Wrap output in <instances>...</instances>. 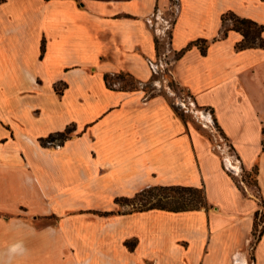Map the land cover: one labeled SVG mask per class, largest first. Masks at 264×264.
<instances>
[{"label": "crops", "instance_id": "1", "mask_svg": "<svg viewBox=\"0 0 264 264\" xmlns=\"http://www.w3.org/2000/svg\"><path fill=\"white\" fill-rule=\"evenodd\" d=\"M179 2L174 76L226 160L166 97L106 84L150 81L169 0H0V264H250L255 234L264 264V48L221 33L227 12L264 25V0ZM166 186L203 188L209 209L117 203Z\"/></svg>", "mask_w": 264, "mask_h": 264}, {"label": "rangeland", "instance_id": "2", "mask_svg": "<svg viewBox=\"0 0 264 264\" xmlns=\"http://www.w3.org/2000/svg\"><path fill=\"white\" fill-rule=\"evenodd\" d=\"M180 2L178 5L175 3V0H169V9L166 12V22H161L162 27L157 28V47L160 52L158 58L150 63V68L152 70V77L148 82H140L132 79L131 77H125L124 75H110L111 87L114 90H129L136 91L139 90L144 93V102L155 97V96H164L169 99L172 105L184 116L190 119L195 123L198 128L205 132L209 137L211 142V148L223 157L225 160L229 155L230 143L220 132L217 124L214 120V115L209 109H202L196 103L193 97L182 90L176 78L174 76V68L176 61L178 59L177 54H173L171 50V39L172 31L175 26L176 16L178 14ZM158 16V15H157ZM232 27V22L227 21L225 26L221 30H226ZM264 36V35H263ZM120 76V78H119ZM59 92H62L61 89ZM57 139L52 138L45 142L46 145L54 144ZM228 173L236 180L238 185L241 187V177L248 184H254V179L249 175L243 174L241 168L238 170L228 169ZM132 210L131 207H124L123 213ZM122 213V211H121ZM258 240V235L255 234V238L250 247L249 257L250 264L253 262V248L254 244Z\"/></svg>", "mask_w": 264, "mask_h": 264}, {"label": "trees", "instance_id": "3", "mask_svg": "<svg viewBox=\"0 0 264 264\" xmlns=\"http://www.w3.org/2000/svg\"><path fill=\"white\" fill-rule=\"evenodd\" d=\"M175 3L178 5L179 0H175ZM227 21L232 22V27L222 30V38H226L230 31L239 33L242 36V40L237 44V50L264 48V25H260L250 19L241 18L233 12H227L222 16V28ZM207 44L208 42L205 40H198L191 43L187 49L192 46H198L205 52ZM123 77L125 80L126 75ZM105 79L107 86L112 88L109 77L106 76ZM117 203L122 207H131L133 212L161 210L178 213L209 209L203 188L183 186L145 189L133 198L118 199Z\"/></svg>", "mask_w": 264, "mask_h": 264}, {"label": "clouds", "instance_id": "4", "mask_svg": "<svg viewBox=\"0 0 264 264\" xmlns=\"http://www.w3.org/2000/svg\"><path fill=\"white\" fill-rule=\"evenodd\" d=\"M21 248V245H13L11 248H10V252L11 253H16L18 249Z\"/></svg>", "mask_w": 264, "mask_h": 264}]
</instances>
